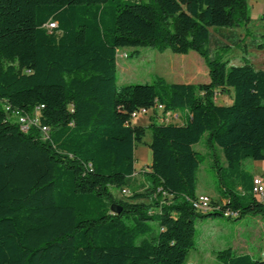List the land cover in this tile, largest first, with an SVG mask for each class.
<instances>
[{"label": "trees", "instance_id": "obj_1", "mask_svg": "<svg viewBox=\"0 0 264 264\" xmlns=\"http://www.w3.org/2000/svg\"><path fill=\"white\" fill-rule=\"evenodd\" d=\"M249 22L247 0H0V264H188L196 219L264 216L239 168L264 161V71L207 50L209 29ZM139 48L194 52L209 80L118 86L117 52ZM227 92L231 104H218ZM140 109L151 111L146 128L132 124ZM15 114L37 123L22 132ZM146 129L148 185L128 196ZM205 134L225 167L220 203L199 212L193 146Z\"/></svg>", "mask_w": 264, "mask_h": 264}, {"label": "rangeland", "instance_id": "obj_2", "mask_svg": "<svg viewBox=\"0 0 264 264\" xmlns=\"http://www.w3.org/2000/svg\"><path fill=\"white\" fill-rule=\"evenodd\" d=\"M147 3L148 0H129ZM249 23H240L227 29H209L210 39L207 45L210 59L227 63V67L250 63L253 68L264 71V0H247ZM258 44L263 49L258 50ZM134 52H136L134 54ZM133 54L134 56H132ZM131 55V56H130ZM117 85L152 84L156 77L167 83L200 84L207 83L208 67L202 57L194 52L177 55L170 50L158 52L150 48L123 49L116 56ZM229 92L217 96L218 104H227ZM232 99L229 104H231ZM151 112L137 115L132 119L135 126L147 127ZM150 131L134 151L135 175L128 186V196L132 193H144L148 183L143 172L148 171L151 163ZM200 154V165L196 171V193L207 196L220 203L218 190L221 188L217 167H225L221 151L210 148L206 134L193 146ZM217 160V164L214 163ZM239 168L249 174L264 172V161L244 160ZM116 199L121 198L120 191L113 190ZM258 199V198H257ZM140 202L149 203L148 200ZM230 249L233 255H248L253 259L264 257V216L247 214L239 219H227L222 216L196 219L194 222V246L187 254L188 264H223L217 254Z\"/></svg>", "mask_w": 264, "mask_h": 264}, {"label": "built area", "instance_id": "obj_3", "mask_svg": "<svg viewBox=\"0 0 264 264\" xmlns=\"http://www.w3.org/2000/svg\"><path fill=\"white\" fill-rule=\"evenodd\" d=\"M158 111H161V107L157 108ZM148 112H151L148 109H140L135 112L132 117L135 118L137 115H146ZM16 120L20 125V129L22 132H26L30 126H34L37 123L36 116L30 117L27 115L15 114ZM41 131L43 133L46 132V128H42ZM253 194L256 199L264 205V186L260 178H253ZM126 190L122 191V194H126ZM192 207L196 211L199 212H207L210 209V199L207 196H197V198L192 201ZM236 216L235 213L226 212L224 213V217L226 218H234Z\"/></svg>", "mask_w": 264, "mask_h": 264}, {"label": "crops", "instance_id": "obj_4", "mask_svg": "<svg viewBox=\"0 0 264 264\" xmlns=\"http://www.w3.org/2000/svg\"><path fill=\"white\" fill-rule=\"evenodd\" d=\"M252 177H253V178H255V177L260 178L261 181H262V184H263V186H264V172H261L260 175L257 174V173H254V174H252ZM196 195H197V193H196ZM197 196H198V195H197ZM261 258H262V257H261Z\"/></svg>", "mask_w": 264, "mask_h": 264}, {"label": "water", "instance_id": "obj_5", "mask_svg": "<svg viewBox=\"0 0 264 264\" xmlns=\"http://www.w3.org/2000/svg\"><path fill=\"white\" fill-rule=\"evenodd\" d=\"M114 211L118 213L120 210H119V209H114V208H113V212H114Z\"/></svg>", "mask_w": 264, "mask_h": 264}]
</instances>
